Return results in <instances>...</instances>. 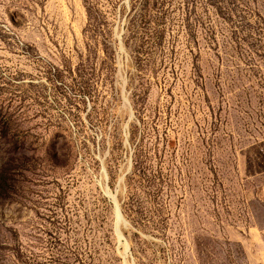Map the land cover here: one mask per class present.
I'll use <instances>...</instances> for the list:
<instances>
[{
    "label": "rangeland",
    "instance_id": "obj_1",
    "mask_svg": "<svg viewBox=\"0 0 264 264\" xmlns=\"http://www.w3.org/2000/svg\"><path fill=\"white\" fill-rule=\"evenodd\" d=\"M0 264H264V0H0Z\"/></svg>",
    "mask_w": 264,
    "mask_h": 264
}]
</instances>
